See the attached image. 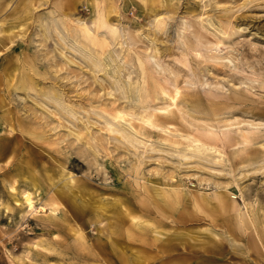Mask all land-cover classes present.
<instances>
[{
	"label": "rangeland",
	"instance_id": "rangeland-1",
	"mask_svg": "<svg viewBox=\"0 0 264 264\" xmlns=\"http://www.w3.org/2000/svg\"><path fill=\"white\" fill-rule=\"evenodd\" d=\"M262 122L264 0H0V264H264Z\"/></svg>",
	"mask_w": 264,
	"mask_h": 264
},
{
	"label": "bare ground",
	"instance_id": "bare-ground-1",
	"mask_svg": "<svg viewBox=\"0 0 264 264\" xmlns=\"http://www.w3.org/2000/svg\"><path fill=\"white\" fill-rule=\"evenodd\" d=\"M202 11V10H201ZM81 24H85V22L84 21H79ZM88 30H89V28H88ZM141 35V34H140ZM144 38H147V35L145 36L144 35ZM152 41H153V39H152ZM221 45V44H220ZM155 46H157V45H155ZM166 49H167V47H166ZM169 49V48H168ZM163 51V50H162ZM161 51V52H162ZM159 52V51H158ZM167 52V51H166ZM86 53V52H85ZM164 53H165V51H164ZM91 54V53H90ZM93 57H94V55H92ZM151 58H154L153 56L151 57ZM113 60V58H111V57H109L108 56V54H105V55H102V57H101V59L100 60H97V61H95L94 60V66H99L100 67V69H102L103 71H105V72H107V73H114V72H117L119 69H118V66L117 65H114V64H111L110 63V61H112ZM153 60H155V59H153ZM113 63V62H112ZM156 65L159 67V65L156 63ZM161 70V69H160ZM117 74V73H116ZM116 76V75H115ZM117 78V77H116ZM119 79V78H118ZM128 80V79H127ZM123 82V81H122ZM131 82L130 81H124L123 82V84H122V87H124V89H125V93H126V95H125V97H129V96H131L132 94H131V92L134 90V87H133V89L131 88ZM137 90V89H136ZM136 90H134V92L136 91ZM133 92V93H134ZM122 94V93H121ZM131 94V95H130ZM133 96V95H132ZM136 96V95H135ZM180 96H182V93L178 90V88H176L175 89V91H174V93L173 94H171L170 95V97H171V99L173 100V103L174 102H176L177 100H176V98H178V97H180ZM130 98V97H129ZM128 98V99H129ZM133 98H134V96H133ZM127 99V100H128ZM170 99V100H171ZM131 101H134L133 99H132V97H131V99H130ZM171 100V101H172ZM130 101V102H131ZM133 103V102H132ZM137 107H139V106H137ZM169 108V107H168ZM168 108H163V107H157L156 109L153 107V109L152 110H154L155 109V113L157 112L158 114H162L161 116H167L166 114H164L167 110H168ZM155 113L154 112H151V116H155ZM116 114V113H115ZM116 118H117V120H118V122L120 123L121 121L120 120H123L124 119V116H123V113L122 112H120V111H118L117 112V114H116V116H115ZM260 121V120H259ZM118 123V124H119ZM262 123H264V122H262ZM123 123H120V128H119V130L120 131H122V132H125L124 131V127H123V125H122ZM125 124V123H124ZM129 127L132 129V127L129 125ZM118 128V127H117ZM125 128H128V127H125ZM118 132V131H117ZM132 133V132H131ZM195 144V143H194ZM197 144V143H196ZM197 146V148L195 149V150H193L192 152H194V151H200V148L198 147L199 145H196ZM195 154L197 155V153L195 152ZM200 155V154H199ZM219 173V172H218ZM11 189H15V186L14 185H12V187H11ZM17 202H18V204H20L21 202L26 206V208H27V210H37V205H35V200L33 199V196H32V192L31 191H29V190H24L23 192H22V197L20 198V201L19 200H16ZM247 205V204H246ZM38 207H40L41 209L42 208H44V206L43 205H40V206H38ZM247 207V206H246ZM40 209V210H41ZM52 209V208H51ZM33 212H35V211H33ZM40 212V211H39ZM128 214H129V217L131 218V219H137V216L136 215H134V214H131L130 212H128ZM251 217V216H250ZM138 220V219H137ZM137 220H136V223L137 224H139L138 222H137ZM133 221H135V220H133ZM140 222V221H139ZM253 223V222H252ZM254 226V225H253ZM72 229V228H71ZM81 236V235H80Z\"/></svg>",
	"mask_w": 264,
	"mask_h": 264
},
{
	"label": "crops",
	"instance_id": "crops-1",
	"mask_svg": "<svg viewBox=\"0 0 264 264\" xmlns=\"http://www.w3.org/2000/svg\"><path fill=\"white\" fill-rule=\"evenodd\" d=\"M23 206H25V205H23ZM25 210H27V208H26V206H25ZM72 230L74 231V232H79V236L82 238V234H81V232H80V230L78 229V228H72ZM79 230V231H78Z\"/></svg>",
	"mask_w": 264,
	"mask_h": 264
}]
</instances>
